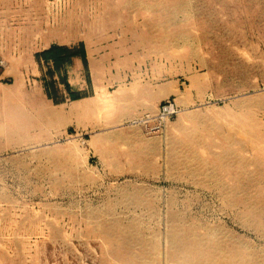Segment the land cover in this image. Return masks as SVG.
Instances as JSON below:
<instances>
[{"label":"rangeland","instance_id":"1","mask_svg":"<svg viewBox=\"0 0 264 264\" xmlns=\"http://www.w3.org/2000/svg\"><path fill=\"white\" fill-rule=\"evenodd\" d=\"M0 264H264V0H0Z\"/></svg>","mask_w":264,"mask_h":264},{"label":"trees","instance_id":"2","mask_svg":"<svg viewBox=\"0 0 264 264\" xmlns=\"http://www.w3.org/2000/svg\"><path fill=\"white\" fill-rule=\"evenodd\" d=\"M79 57L82 59L84 66L88 67V60L84 50L83 45L75 46V47H67L60 45H52L48 49L42 51L37 55L39 60L44 61L48 65H51V68L48 70V74L53 76L54 74H58L60 76L62 82H64L66 92L68 94V98L70 100H79L81 98L86 97V94L80 90H73L68 83V66L73 62V59ZM48 89V96L55 100L56 102H64L65 99L58 100L57 89L54 86V80L50 79L46 82Z\"/></svg>","mask_w":264,"mask_h":264},{"label":"crops","instance_id":"3","mask_svg":"<svg viewBox=\"0 0 264 264\" xmlns=\"http://www.w3.org/2000/svg\"><path fill=\"white\" fill-rule=\"evenodd\" d=\"M81 62H82V59L79 58V57H76V58L73 59L72 64L74 63L75 64L74 66H76V68H79ZM74 71L75 70H73V65L68 68V75H69V77H70L71 73H73ZM77 89L78 90H81V88H77Z\"/></svg>","mask_w":264,"mask_h":264},{"label":"bare ground","instance_id":"4","mask_svg":"<svg viewBox=\"0 0 264 264\" xmlns=\"http://www.w3.org/2000/svg\"><path fill=\"white\" fill-rule=\"evenodd\" d=\"M49 113H54L52 110H48Z\"/></svg>","mask_w":264,"mask_h":264},{"label":"built area","instance_id":"5","mask_svg":"<svg viewBox=\"0 0 264 264\" xmlns=\"http://www.w3.org/2000/svg\"><path fill=\"white\" fill-rule=\"evenodd\" d=\"M164 110H166V108H164Z\"/></svg>","mask_w":264,"mask_h":264}]
</instances>
